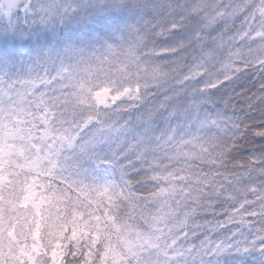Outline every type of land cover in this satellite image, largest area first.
<instances>
[{
	"label": "clouds",
	"instance_id": "9594fccd",
	"mask_svg": "<svg viewBox=\"0 0 264 264\" xmlns=\"http://www.w3.org/2000/svg\"><path fill=\"white\" fill-rule=\"evenodd\" d=\"M0 264H264V0H0Z\"/></svg>",
	"mask_w": 264,
	"mask_h": 264
}]
</instances>
